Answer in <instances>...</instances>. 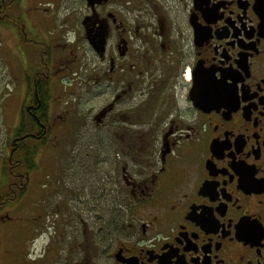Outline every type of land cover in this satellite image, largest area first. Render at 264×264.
Masks as SVG:
<instances>
[{
	"label": "flooded vegetation",
	"instance_id": "1",
	"mask_svg": "<svg viewBox=\"0 0 264 264\" xmlns=\"http://www.w3.org/2000/svg\"><path fill=\"white\" fill-rule=\"evenodd\" d=\"M79 1L80 22L59 32L43 13L53 0H0L22 73L18 81L16 65L12 81L24 92L0 143V229L14 223L7 210L59 128L58 200L35 217L52 231L44 262L264 264V0H132L131 23L111 0ZM88 52L104 63L100 76ZM75 66L84 94L92 79L100 99L107 82L93 123L52 111Z\"/></svg>",
	"mask_w": 264,
	"mask_h": 264
},
{
	"label": "rangeland",
	"instance_id": "2",
	"mask_svg": "<svg viewBox=\"0 0 264 264\" xmlns=\"http://www.w3.org/2000/svg\"><path fill=\"white\" fill-rule=\"evenodd\" d=\"M40 5L43 8H49L47 1L49 0H40ZM54 6L50 8V13L43 11L44 16L49 17L50 23L53 24L54 30H65L67 26H71L72 22L77 24L80 22L83 14V10H86V3L80 2L79 0H53ZM109 7L115 8L116 10H121L126 12L127 19L131 23L134 13L132 12L133 1L132 0H111ZM82 3V5H81ZM51 6V5H50ZM80 9L79 14L76 10ZM79 17H78V16ZM38 20V19H37ZM66 21V22H64ZM70 24V25H69ZM59 31V32H61ZM69 34V36H72ZM52 44L56 42L51 41ZM50 43V44H51ZM13 44L11 39L8 37V32L0 27V143L2 144L5 138L8 142L11 138V135L14 131V128L17 126L19 119V108L23 104L24 92L22 89H17L12 81V70H15V76H17L18 81L22 78V73L19 71L20 60L15 56V50L13 49ZM58 49V47H55ZM88 57H91V63L87 65L98 71V76L102 74L104 69V63L99 60V57L95 53L88 52ZM87 61V59H84ZM79 64V63H78ZM77 64V65H78ZM23 67V62H22ZM76 67V68H75ZM74 67L70 73L67 74L69 81H66L63 88H56L53 93V102L52 111L61 114L65 109L71 112H75L76 115L80 113L82 123H87L88 119L91 121L94 108L99 104V100L108 101V88L107 82L103 80L100 85V99L93 95L90 87H92V79L87 81L86 94L83 93L82 85L79 84V71L80 68L77 66ZM91 69H88V72ZM94 88V87H93ZM92 88V89H93ZM91 116V117H90ZM59 121V120H58ZM92 122V121H91ZM93 123V122H92ZM80 124V123H79ZM77 124L76 127L79 126ZM55 126V125H54ZM59 128H55L53 131V138L50 140L43 148H41L36 154V167L37 170L32 176V183L28 187V192L25 194L24 198H21L20 201L14 206L9 208L8 213L11 215L14 223L9 226H3L0 229L1 233V248H0V264H53L54 260L44 259L46 256L43 255L42 250L46 247L47 237L51 230L47 232L43 226V220H37L36 218L38 213L41 210H47L46 213L54 212L53 203L56 201L54 195L55 192V179L53 177L58 175L59 167L58 164L60 161L66 160V155L61 153L63 144V133H60ZM58 134V135H55ZM56 141L59 142L58 146L53 145ZM0 144V145H1ZM76 149H81L83 147V140H79L77 143ZM72 147L70 146L69 151ZM1 150V147H0ZM1 154V153H0ZM63 163V162H62ZM64 165V163H63ZM1 172V169H0ZM65 184L64 187H67L66 178L61 179ZM2 181V180H1ZM55 183V184H54ZM43 186V187H42ZM41 187L46 190L45 194L41 190ZM58 200V199H57ZM42 202V203H41ZM46 204V206H43ZM42 205V206H40ZM45 207V208H44ZM5 211H1V213ZM41 215V214H40ZM35 218V219H33ZM17 219V220H16ZM58 231V229H57ZM64 237L70 235L71 230L64 229ZM40 232V233H39ZM38 235V238L35 240V236ZM4 235H6L4 237ZM61 237V235H60ZM34 238V239H33ZM33 239L32 243L30 242ZM33 244V245H32ZM53 261V262H52Z\"/></svg>",
	"mask_w": 264,
	"mask_h": 264
},
{
	"label": "trees",
	"instance_id": "3",
	"mask_svg": "<svg viewBox=\"0 0 264 264\" xmlns=\"http://www.w3.org/2000/svg\"><path fill=\"white\" fill-rule=\"evenodd\" d=\"M25 132H28V130H26ZM29 132H30V131H29ZM24 142H27V141L25 140ZM28 147H29V146H27V147L25 146L26 151H28ZM34 150H35V149H34ZM14 154H15V153H14ZM30 154L33 155V154H34V151L31 150V151L28 153L27 156L29 157V159L27 160L26 167L32 169V168H34V167H33L34 165H33V162L31 161V159H33V158H32V156H30ZM30 158H31V159H30Z\"/></svg>",
	"mask_w": 264,
	"mask_h": 264
},
{
	"label": "water",
	"instance_id": "4",
	"mask_svg": "<svg viewBox=\"0 0 264 264\" xmlns=\"http://www.w3.org/2000/svg\"><path fill=\"white\" fill-rule=\"evenodd\" d=\"M104 41L101 38L98 42H97V48H95L96 53H98L100 56H102V53L104 51Z\"/></svg>",
	"mask_w": 264,
	"mask_h": 264
}]
</instances>
